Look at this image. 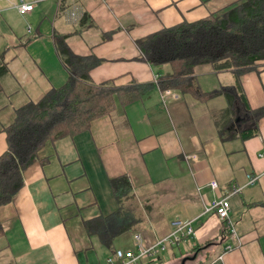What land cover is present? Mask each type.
Instances as JSON below:
<instances>
[{
    "label": "crops",
    "instance_id": "crops-1",
    "mask_svg": "<svg viewBox=\"0 0 264 264\" xmlns=\"http://www.w3.org/2000/svg\"><path fill=\"white\" fill-rule=\"evenodd\" d=\"M25 1L35 8L21 14L18 0H0V53L9 68L0 78V155L7 150L4 129L17 110L68 78L57 36L66 35L74 53L103 60L90 70L95 83L136 84L143 94L123 110L92 121L90 130L40 150L39 160L24 173V187L0 207V264H106L111 251L84 223L118 209L109 181L123 174L133 183L141 217L133 237L141 233L151 245L174 220L195 221L192 237L142 264H264V156L259 155L264 116L257 136L222 139L215 120L227 107L220 102L223 95L198 99L173 89L179 98L164 103L157 82L171 68L138 60L136 44L243 0ZM255 66L241 77L253 109L264 106V60ZM198 69L203 92L235 83L231 71L216 72L209 64ZM239 115L238 130L229 131L238 133L250 120L243 108ZM248 173L258 177L254 185ZM214 180L217 191L210 186ZM233 183L240 192L231 191ZM219 197L230 199V219L241 241L230 251L226 246L235 240L223 237L224 222L205 210ZM126 233L113 240V250Z\"/></svg>",
    "mask_w": 264,
    "mask_h": 264
},
{
    "label": "trees",
    "instance_id": "trees-1",
    "mask_svg": "<svg viewBox=\"0 0 264 264\" xmlns=\"http://www.w3.org/2000/svg\"><path fill=\"white\" fill-rule=\"evenodd\" d=\"M109 36L110 33L106 34ZM66 37H56L58 53L68 71L66 82L52 88L38 101L19 108L14 122L4 129L7 150L0 155V207L11 203L24 187L25 171L39 160V152L48 142L90 130L92 121L123 110L143 94L142 87L136 84L116 86L114 80L95 83L90 70L103 60L74 53ZM136 44L140 50L138 60L156 68L170 66L171 72L158 78L161 90L177 89L198 99L226 97L228 106L215 120L222 139L257 136L264 106L250 107L241 77L254 70L257 61L264 60V0H243L197 22H183L156 31L136 40ZM205 64L211 65L216 72L231 71L235 83L203 92L197 75L198 68ZM8 70L5 55L0 53V78ZM239 108L249 114L250 120L235 133L229 130H238ZM109 182L118 209L84 224L87 232L97 235L111 251V256L115 252L111 248L113 240L134 231L141 217L136 213V195L129 176L123 174ZM224 224L222 236H230L229 227Z\"/></svg>",
    "mask_w": 264,
    "mask_h": 264
},
{
    "label": "built area",
    "instance_id": "built-area-1",
    "mask_svg": "<svg viewBox=\"0 0 264 264\" xmlns=\"http://www.w3.org/2000/svg\"><path fill=\"white\" fill-rule=\"evenodd\" d=\"M16 7L21 14H26L35 8L34 2H27L25 0H18ZM30 30V29H29ZM161 96L164 103L169 97L179 98V95L174 92V90H161ZM264 156V147L259 154ZM248 183L254 185L258 177L252 173L246 175ZM211 189L217 191L219 189V182L216 180L212 181ZM240 186L237 183H233L231 186V191L234 193L240 192ZM205 210L207 212H215L217 217L226 223L229 227L230 238L234 241V244H229L226 246V251L233 250L236 245L241 244L240 237L234 224H232L230 219V212L232 210V205L228 197H219L213 200L211 203L206 205ZM196 230L195 221L190 218H178L171 223V228L165 236L159 237L151 245H146L145 238L141 233H136L135 237V247L127 248L122 250L121 248H116L114 253L111 254L106 259V264H142L144 258H160L166 251L170 248L177 247L183 240L192 237Z\"/></svg>",
    "mask_w": 264,
    "mask_h": 264
},
{
    "label": "rangeland",
    "instance_id": "rangeland-1",
    "mask_svg": "<svg viewBox=\"0 0 264 264\" xmlns=\"http://www.w3.org/2000/svg\"><path fill=\"white\" fill-rule=\"evenodd\" d=\"M200 88H201V86H200ZM221 99H222V100H220V102H221L222 104H224L225 107L228 106V102H227L226 97L223 96ZM222 111H223V110H222ZM222 111H221V112H222ZM221 112H220V113H221ZM220 113H219V114H220ZM219 114H218V115H219ZM132 241L135 242V239H134V237H133V232L131 231V232L126 233L124 236H121L120 239H119V242H121V244H119V245L116 244V246H119L118 248H121L122 250L127 249V248H126L127 246H129V247H131V248H134V247H135V243L132 242ZM132 243L134 244V246L132 245ZM148 259H149V258H148ZM143 260H147V257L144 258ZM149 260H150V259H149Z\"/></svg>",
    "mask_w": 264,
    "mask_h": 264
}]
</instances>
